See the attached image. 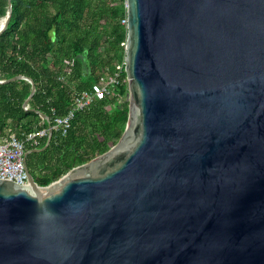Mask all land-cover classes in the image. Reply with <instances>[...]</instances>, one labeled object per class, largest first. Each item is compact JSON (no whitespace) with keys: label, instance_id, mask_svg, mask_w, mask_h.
I'll list each match as a JSON object with an SVG mask.
<instances>
[{"label":"water","instance_id":"95a60500","mask_svg":"<svg viewBox=\"0 0 264 264\" xmlns=\"http://www.w3.org/2000/svg\"><path fill=\"white\" fill-rule=\"evenodd\" d=\"M119 141L0 178V264H264V0H126ZM12 3L0 19V36ZM32 85L24 106L36 93Z\"/></svg>","mask_w":264,"mask_h":264},{"label":"trees","instance_id":"16d2710c","mask_svg":"<svg viewBox=\"0 0 264 264\" xmlns=\"http://www.w3.org/2000/svg\"><path fill=\"white\" fill-rule=\"evenodd\" d=\"M126 0H11L12 16L0 36V80L25 76L36 84L31 93L25 79L0 83V140L14 133L19 138L54 127L75 99L101 75L111 74L124 60L127 31ZM8 0H0V19ZM121 97L127 85L117 89ZM54 110V112H53ZM128 120V101L105 96L75 112L70 128L53 129L48 148L30 153L28 166L40 186H47L72 168L107 152L121 138ZM39 139L38 148L47 142ZM32 149L28 146L27 150Z\"/></svg>","mask_w":264,"mask_h":264},{"label":"built area","instance_id":"2783aa9c","mask_svg":"<svg viewBox=\"0 0 264 264\" xmlns=\"http://www.w3.org/2000/svg\"><path fill=\"white\" fill-rule=\"evenodd\" d=\"M126 19L122 24L126 25ZM125 47V43H123ZM128 86V78L125 73V60L116 65L111 74L101 75L100 78L92 85L90 91L82 93L75 99L73 108L65 117H56L54 119L53 129H62L63 134L70 128V122L78 110H84L90 106L96 99L105 96L122 97L117 89L122 86ZM54 112V110H53ZM48 135V129L39 130L19 138L16 134L11 133L0 140V178L8 179L19 185H27V174L24 169V155L28 146L38 148L39 139Z\"/></svg>","mask_w":264,"mask_h":264},{"label":"rangeland","instance_id":"374dc122","mask_svg":"<svg viewBox=\"0 0 264 264\" xmlns=\"http://www.w3.org/2000/svg\"><path fill=\"white\" fill-rule=\"evenodd\" d=\"M120 100H126V101H128V94L126 96L122 97Z\"/></svg>","mask_w":264,"mask_h":264}]
</instances>
